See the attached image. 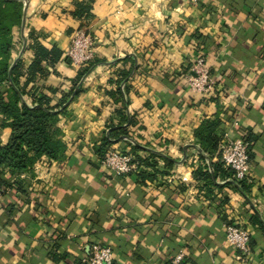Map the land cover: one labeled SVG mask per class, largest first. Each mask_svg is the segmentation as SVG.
Instances as JSON below:
<instances>
[{"label": "crops", "instance_id": "1", "mask_svg": "<svg viewBox=\"0 0 264 264\" xmlns=\"http://www.w3.org/2000/svg\"><path fill=\"white\" fill-rule=\"evenodd\" d=\"M22 1L12 60L32 63L30 34L62 52L36 81L53 105L93 66L59 116L64 157L3 175L11 184L0 210V264H82L93 243L111 246L114 264H264V231L252 221L256 213L264 224V0ZM79 32L95 41L93 64L76 66L68 55ZM196 56L217 80L212 94L192 92L179 75L192 73ZM131 69L125 113L137 125L111 148L153 152L156 167L119 177L101 167L97 149L120 122L115 91ZM4 122L0 115L1 146L12 134ZM202 126L216 146L197 144ZM225 135L250 144L248 192L221 162ZM226 225L249 231V255L227 242Z\"/></svg>", "mask_w": 264, "mask_h": 264}, {"label": "trees", "instance_id": "2", "mask_svg": "<svg viewBox=\"0 0 264 264\" xmlns=\"http://www.w3.org/2000/svg\"><path fill=\"white\" fill-rule=\"evenodd\" d=\"M23 8L22 0H0V115L5 118L3 126L12 129L8 144L0 145V185H4L7 190L11 183L3 179L5 173L11 176L31 173L42 157L55 161L64 157L65 146L57 140L59 116L67 114L68 101L75 95L79 96L82 90L78 86L93 66L79 71L69 93L53 105V98L40 91L36 81L38 77L47 76L48 72L43 63L55 65L61 60L62 52L56 47L48 49L42 43H37L38 38L30 34L29 39L36 41L34 44H29L32 45L31 50L34 52L32 63L26 68L22 60H12L14 50L12 31L14 27H20L23 22ZM187 71L188 68L179 72V75ZM131 72L132 69L122 72L121 79L118 80L115 94L118 96L117 102H123L124 109L118 112L120 122L109 127L97 149L101 159L113 145L124 139L130 140L132 138L130 129L137 125L135 117L125 113L129 101L125 96L129 94L130 89L128 86L124 87L123 82L129 78ZM22 78L25 80L23 81ZM26 96H31L32 105L24 100ZM210 128V126H202L197 131V144L202 145L211 141L213 145ZM214 144L217 145L215 142ZM132 146L135 151L139 150L137 143L133 142ZM156 156L151 152L149 156L138 157V160L146 167H156L153 161ZM214 170L217 172L216 167ZM140 173L142 175L144 171ZM197 174H202V171H197L195 175ZM244 182H239L243 193L250 189ZM252 221L260 224L264 231V224L258 220V214L253 215Z\"/></svg>", "mask_w": 264, "mask_h": 264}, {"label": "built area", "instance_id": "3", "mask_svg": "<svg viewBox=\"0 0 264 264\" xmlns=\"http://www.w3.org/2000/svg\"><path fill=\"white\" fill-rule=\"evenodd\" d=\"M201 0H188L197 5ZM93 39L84 32H79L73 38L68 55L73 64L80 66L93 58ZM192 73L187 75L188 87L192 92L206 95L212 94L217 86V80L211 77L202 56H196L191 66ZM222 164L233 172L235 181L242 182L251 176L252 162L250 158L249 143L246 139L223 136L219 145ZM101 167L116 176L140 174L144 165L138 160L135 153L123 151L119 147L111 148L100 160ZM7 189L0 185V210L4 206ZM227 242L241 255L251 253V236L249 231L240 226L226 225ZM179 257L178 259H180ZM82 264H114L113 249L111 246L93 243L90 252L83 258Z\"/></svg>", "mask_w": 264, "mask_h": 264}, {"label": "rangeland", "instance_id": "4", "mask_svg": "<svg viewBox=\"0 0 264 264\" xmlns=\"http://www.w3.org/2000/svg\"><path fill=\"white\" fill-rule=\"evenodd\" d=\"M92 48H95V41H93V46H92ZM94 56H95V50L93 51V58H92L89 62H87V63H83V64H81L80 66H84V65H86V64H90V63L93 64V60H94V58H95ZM194 61H195V60H194ZM194 61H193V62H194ZM192 64H193V63H192ZM191 66H192V65H191ZM86 68H90V67H89V66H85V69H86ZM189 69H190V68H189ZM83 70H84V68H83ZM189 74H190L189 72H188V73L185 72L183 75H186V76H187V75H189ZM121 150H123V149H121ZM123 151H124V150H123ZM131 152L134 153L133 151H131ZM137 157H138V156H137ZM100 165H101V164H100Z\"/></svg>", "mask_w": 264, "mask_h": 264}, {"label": "water", "instance_id": "5", "mask_svg": "<svg viewBox=\"0 0 264 264\" xmlns=\"http://www.w3.org/2000/svg\"><path fill=\"white\" fill-rule=\"evenodd\" d=\"M24 20H25V18H24ZM193 75H196L195 73H192Z\"/></svg>", "mask_w": 264, "mask_h": 264}]
</instances>
